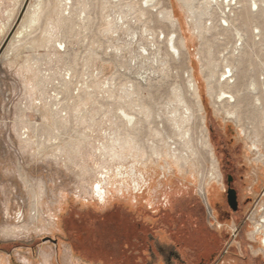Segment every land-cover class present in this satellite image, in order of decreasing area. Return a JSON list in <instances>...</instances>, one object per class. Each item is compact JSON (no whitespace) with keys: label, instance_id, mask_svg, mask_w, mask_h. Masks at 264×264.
Listing matches in <instances>:
<instances>
[{"label":"rangeland","instance_id":"obj_1","mask_svg":"<svg viewBox=\"0 0 264 264\" xmlns=\"http://www.w3.org/2000/svg\"><path fill=\"white\" fill-rule=\"evenodd\" d=\"M156 1L158 11L143 0H0V263L168 264L175 251L173 264H202L203 257L205 264H264L255 233L264 216V127L253 126L252 101L222 107L208 92L212 71L214 97L219 92L223 56L234 59L233 40H223L208 14L217 13V23L223 15L207 0ZM186 3L208 27L213 22L203 39ZM259 3L258 14L235 12L250 44L236 61L240 83L264 74ZM167 9L188 46L177 63L167 55L172 29L157 21ZM257 27L261 37L252 45ZM188 77L199 87L201 112ZM133 88L139 107L128 104ZM176 95L194 115L185 139L172 126L185 117ZM122 111L135 116L134 131ZM22 128L36 144L23 142ZM127 134L141 154L127 148ZM254 138L261 155L251 148ZM163 141L176 143L183 159L167 155ZM229 176L237 215L228 208ZM101 180L105 204L92 193ZM211 233L219 239L210 242ZM154 239L165 255L150 251Z\"/></svg>","mask_w":264,"mask_h":264},{"label":"bare ground","instance_id":"obj_2","mask_svg":"<svg viewBox=\"0 0 264 264\" xmlns=\"http://www.w3.org/2000/svg\"><path fill=\"white\" fill-rule=\"evenodd\" d=\"M143 1H145L147 8H150L152 10L156 9V11H158L159 1H156V0H143ZM180 1H183V0H180ZM194 1L196 0H193L192 2ZM69 3L67 2L64 5L67 7V4ZM207 3L211 5L215 3V6L221 11V14L223 15L222 17H220V20L217 23V19H218L217 13H214L213 15L211 13L208 14L211 17H214L213 22L216 23V25L220 29H222V31L224 32L226 37L223 40H227L226 38H230V40L232 39L234 42L232 43L233 50H232V55H231L234 58L233 61L230 62V60H228V57L226 58V56H223V62L221 64L222 70H220L219 77L217 78V85H218V91H219L218 94H216V97H214L215 91H214L212 83L216 79L217 73L213 71L210 73V76L208 77V92L210 96L212 98H215L216 102L217 103L219 102L222 107L227 106L229 108L238 109L241 101L243 100L252 101V105L249 106V109L251 110L250 113L253 119V126L264 127V74L260 75L258 81H256V79H253V80L251 79L250 82H248L247 78H245L243 79V82L240 83L239 77H240L241 70L238 67L239 63H236V61H240L242 57L246 56L247 50L249 49L250 44L248 43V38L246 37L245 39L241 31L237 28V21L239 20V16H236L235 12L241 11L243 9H248V11L252 15L258 14V12L260 11L259 0H241V1L240 0H207ZM183 8L184 10H186V14H188L191 19V22L194 26L193 31H196L198 36L203 39L204 34L209 33L213 29L212 28L213 22H211L210 26L208 27V25L203 22L202 15H197L196 11L193 9V7L190 4H187V3L184 4ZM159 16H161V18ZM157 21L159 23L168 24L169 27L172 29V32L167 36V38L164 35V39L166 38V46H167V51H168L167 55L171 56L174 62L177 63L178 62L177 60L182 59L183 52L188 50L186 39L183 37H180V35H178V33L176 32V29H178V27L180 29L178 20L176 19L173 11L170 9H167V10L160 11L158 13ZM162 34L164 33L162 32ZM252 35H253L252 45H255L257 44V41L260 40V37H261V31L259 30L258 27L253 30ZM219 37L220 36H218V39ZM226 49L227 51L229 50L228 48ZM151 50H152L151 47L144 48V52H146L148 56L150 55V53H152ZM218 65L219 63L216 64L215 66L218 67ZM188 87L192 91L194 99L197 101L199 112H201L202 105H201L199 87L195 84V81L192 77H188ZM135 95H136V92L134 88L133 90L127 91L128 104L134 105L135 107H139V105L134 104L130 100ZM175 101L179 106L182 107L183 115L185 117H182L180 122L176 118H174L172 122V126L175 129V131L178 133L179 137L181 139H185L186 135L190 132L189 129L185 128V125L190 123L194 115H193L192 110L186 103V101L181 99L179 95H176ZM137 111L138 113H141L139 112L141 110L138 109ZM122 113H123V116L127 118L128 129L134 131L137 125L135 116L130 114L129 112L126 113L125 111H122ZM227 115L230 116L231 118H234L237 122L241 123V119H240L241 117L238 115L237 112L227 111ZM22 129H25V128H22ZM28 129H25L20 137L24 143L31 146V144L35 142H32L33 138L30 137V133L28 134L29 130L31 129L29 130ZM32 129L34 130V128ZM33 133L35 132L33 131ZM156 135L160 137V133L158 131H156ZM134 139L135 138L131 134H127V148L132 147L136 153L141 154V149L137 146ZM254 140L255 141L252 143L251 148L253 150H256L259 153V155H261L259 148H258V144H257L258 139L254 138ZM163 145L168 150L167 155H170L173 159H183L179 155V151L177 150L175 146L176 143L170 144L167 141H163ZM98 151H99L100 156L102 157L105 156L104 152L100 148L98 149ZM154 153L160 156L157 153V151H155ZM130 177L133 180L134 193H137L138 191L141 190L140 182L138 181L137 178H135L133 173L130 174ZM127 190H128V187H127ZM107 192L108 191H107V188L105 187V182L103 180L96 181L94 183L92 187V193H94L95 196L98 198V200L104 204L106 203L108 199Z\"/></svg>","mask_w":264,"mask_h":264},{"label":"flooded vegetation","instance_id":"obj_3","mask_svg":"<svg viewBox=\"0 0 264 264\" xmlns=\"http://www.w3.org/2000/svg\"><path fill=\"white\" fill-rule=\"evenodd\" d=\"M229 178H231V180H233L232 179V177L231 176H229L228 177V181H229ZM231 185H232V181H231V183H230V187H228V189L229 188H232L231 187ZM146 189H148V188H145L143 191H142V194H144L145 193V191H146ZM150 191H151V188H150ZM150 196H152V194L150 193ZM228 201V200H227ZM228 208H229V210L231 211V213L232 214H234V215H237V214H239L240 213V207H239V203H238V206H237V210L236 211H233L231 208H230V206L228 205ZM219 218H221L220 217V214L218 213V211H217V219H219ZM236 218V220H238V217H235ZM211 226H213V225H211ZM211 226L209 225V227L211 228ZM216 228H218V229H221V226H216ZM241 228H242V226H240L238 229H237V234L234 236V238L233 239H237L239 236H240V232H241ZM255 233H256V235H258L259 237L258 238H260V239H262V244H263V246H264V225H261V229H260V227L258 228L257 227V229H256V231H255ZM212 234V233H211ZM151 239H153V238H151ZM210 242H214V239H219V237L215 234H212L211 236H210ZM165 246H163V245H161V244H159V242L157 241V240H152L151 242H150V251L154 254V252L155 253H157V254H154V256L155 257H157L158 258V256L160 255V256H163V255H165ZM168 264H173L174 263V260L176 259H180V256L177 254V252H175V251H168ZM203 262H202V264H205L204 262H205V257H203ZM210 260H215V256H211L210 257Z\"/></svg>","mask_w":264,"mask_h":264},{"label":"water","instance_id":"obj_4","mask_svg":"<svg viewBox=\"0 0 264 264\" xmlns=\"http://www.w3.org/2000/svg\"><path fill=\"white\" fill-rule=\"evenodd\" d=\"M231 178H229L228 181V185L230 187V183H231ZM227 200H228V205L230 206V208L233 211L237 210V206H238V199H237V193L236 190L233 188H229L227 191Z\"/></svg>","mask_w":264,"mask_h":264},{"label":"built area","instance_id":"obj_5","mask_svg":"<svg viewBox=\"0 0 264 264\" xmlns=\"http://www.w3.org/2000/svg\"><path fill=\"white\" fill-rule=\"evenodd\" d=\"M255 224H256V227H258V228L260 227V229H261V225H264V216L262 217V219L259 220V222H256Z\"/></svg>","mask_w":264,"mask_h":264}]
</instances>
